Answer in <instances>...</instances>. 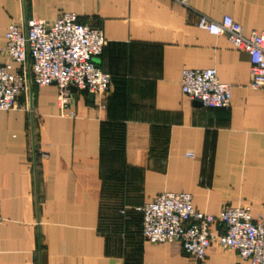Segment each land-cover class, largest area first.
Masks as SVG:
<instances>
[{"label":"crops","instance_id":"crops-1","mask_svg":"<svg viewBox=\"0 0 264 264\" xmlns=\"http://www.w3.org/2000/svg\"><path fill=\"white\" fill-rule=\"evenodd\" d=\"M66 13L102 30L94 62L110 88L73 91L62 111L55 86L33 85L35 166L28 93L0 112V264H249L216 243L202 262L150 244L135 209L184 192L201 213L264 217V91L250 87L246 52L196 26L229 16L244 35L264 31V0H0V49L9 25ZM210 68L231 86L226 109L181 92L183 69ZM23 70L29 59L13 64Z\"/></svg>","mask_w":264,"mask_h":264},{"label":"built area","instance_id":"built-area-1","mask_svg":"<svg viewBox=\"0 0 264 264\" xmlns=\"http://www.w3.org/2000/svg\"><path fill=\"white\" fill-rule=\"evenodd\" d=\"M175 1L188 7V0ZM196 26L211 35L225 37L235 49L246 52L250 87L264 91V31L244 35L241 25L229 16L217 22L200 17ZM106 45L102 30L78 22L73 13L51 22L29 20L26 31L16 24L9 25L0 49L6 57V62L0 63V112L17 110L20 98L28 93L26 71H13V64L24 67L27 57L33 85L55 86L60 110L69 109L73 91L104 97L111 77L94 61ZM180 89L191 101L209 109H226L232 98L231 86L221 83L212 68L183 69ZM74 116L70 112L69 117ZM135 210L142 216V237L150 244H178L184 254L202 262L216 243L249 264H264V217L253 218L249 206H225L219 215L212 216L197 211L190 194L164 192ZM214 226L220 227L222 233L216 235Z\"/></svg>","mask_w":264,"mask_h":264},{"label":"water","instance_id":"water-1","mask_svg":"<svg viewBox=\"0 0 264 264\" xmlns=\"http://www.w3.org/2000/svg\"><path fill=\"white\" fill-rule=\"evenodd\" d=\"M23 5L25 7V0H23ZM25 31H26V27H25ZM27 59H29V58L27 57ZM27 88H28V103H29V110H30L32 153H33V161H34V166H35L36 151H35V143H34V129H33V115H32V110H33V83H32V79H31L30 71L27 74ZM90 97L92 99L93 95L90 94Z\"/></svg>","mask_w":264,"mask_h":264}]
</instances>
